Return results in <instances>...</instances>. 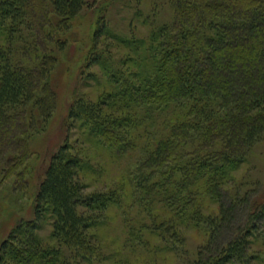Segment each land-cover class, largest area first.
I'll list each match as a JSON object with an SVG mask.
<instances>
[{"label":"trees","instance_id":"trees-1","mask_svg":"<svg viewBox=\"0 0 264 264\" xmlns=\"http://www.w3.org/2000/svg\"><path fill=\"white\" fill-rule=\"evenodd\" d=\"M154 2L168 5L172 17L151 24L145 18L141 36L117 33L105 12L98 16L80 67L100 84L97 68L108 89L73 97L66 137L50 153L33 195L34 217L1 240L0 264L102 261L95 229L107 223L111 206L122 210L128 249L155 247L187 258L181 227L187 225L207 235L187 264H264V201L234 182L264 135V0ZM88 4L0 0V184L13 175L14 187L26 180L28 138L45 129L58 105L52 80L67 47L59 33ZM74 127L79 147L69 141ZM85 142L117 157L135 149L140 156L115 185L88 191ZM243 207L244 221L234 223ZM46 217L52 242L36 233ZM149 234L157 244L148 243Z\"/></svg>","mask_w":264,"mask_h":264},{"label":"rangeland","instance_id":"rangeland-1","mask_svg":"<svg viewBox=\"0 0 264 264\" xmlns=\"http://www.w3.org/2000/svg\"><path fill=\"white\" fill-rule=\"evenodd\" d=\"M154 1L88 0V6L84 7L72 20L70 29L64 34L59 33V37L66 40L67 47L63 52L58 53V65L52 80L58 91L57 109L45 129L33 131V136L28 138L30 154L25 162L26 180L19 182L20 185L17 182L14 187L17 177L13 175L9 181L0 184V242L21 219L27 220L34 217L33 195L42 178V170L46 166L50 153L56 150L66 137L68 132L65 125L66 113L73 97L83 93L95 98L102 90L108 89V83H104V76L97 68L94 70H97L100 84L93 78H86L88 73H82L80 67L92 44V35L98 16L105 12L108 25L117 33L128 35L131 30L132 33L135 32L134 34L141 36L148 24L170 20L172 17V10L168 5H162L160 2L157 4ZM138 11L141 12L139 20L134 16ZM145 18H149L147 25L143 23ZM130 21L131 26L129 25ZM38 127L40 129L41 124ZM79 134L80 131L77 127L69 132V141L74 142L78 147L80 145L78 142L76 143V138ZM80 150L91 165L88 168L89 171H86L83 176L88 191L115 185L133 168L140 156L139 150L135 149L117 157L94 142H85ZM23 168L22 166L18 172ZM234 175L235 185L239 184L242 194L248 191L251 198L264 201V135L253 146L247 161L234 172ZM130 208L128 207L127 210L131 216L136 215L137 208ZM245 210L246 208L243 207L237 211L234 223L240 224L244 221ZM106 214L108 216L107 223L95 229L100 236L105 257L95 264H187L188 259L194 258L198 249L207 241V235L201 227L182 225L187 258L184 255L177 257L172 253H163L155 247L148 250L142 247L131 250L125 245L127 226L122 219V210L111 206ZM233 228L232 224L231 229H226L222 233L220 239L223 242L228 241ZM50 231V218L41 219L36 230L37 235L45 242H52ZM148 243L157 244V238L149 234Z\"/></svg>","mask_w":264,"mask_h":264}]
</instances>
